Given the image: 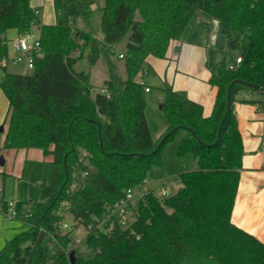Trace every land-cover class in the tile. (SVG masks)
Returning <instances> with one entry per match:
<instances>
[{"label": "trees", "instance_id": "1", "mask_svg": "<svg viewBox=\"0 0 264 264\" xmlns=\"http://www.w3.org/2000/svg\"><path fill=\"white\" fill-rule=\"evenodd\" d=\"M98 1L54 0L56 23L48 25L38 22L31 0H0V87L9 101L3 148L39 149L62 169L57 187L43 182L37 201L26 203L33 216L19 221L26 230L0 250V264H72V253L74 264H183L199 257L219 264H264V244L232 222L244 155L233 104L243 94H261L264 105V92L236 83L225 118L233 82L264 89V0H104L103 41L75 25L79 18L90 24ZM199 10L229 26L239 53L219 64L210 78L218 93L208 117L186 93L164 89L166 131L154 141L143 83L148 61L166 58ZM11 31L40 38L42 56L28 74L10 73L2 63ZM126 39V80L111 61L110 78L100 88L90 73L76 71L86 51L93 66L101 55L117 53ZM240 56L239 68L230 71L228 64ZM239 101L255 103L245 97ZM177 138L182 186L166 198L148 191L132 224L122 227L113 209L156 168L166 176L163 156ZM189 155L194 170L187 169ZM64 207L68 215L61 214ZM67 216L73 226L64 231ZM104 220L107 229L99 227ZM80 227L86 233L84 250L75 247Z\"/></svg>", "mask_w": 264, "mask_h": 264}, {"label": "crops", "instance_id": "2", "mask_svg": "<svg viewBox=\"0 0 264 264\" xmlns=\"http://www.w3.org/2000/svg\"><path fill=\"white\" fill-rule=\"evenodd\" d=\"M31 7L38 13V22L41 24L56 23L54 0H31ZM14 34L16 37V33ZM231 40L232 32L229 26L203 11H197L181 39L171 44L166 58H150L148 61L147 67L155 72L160 82L159 95L154 96L156 99L154 101L160 105V111L166 98L164 89L169 86L176 91L186 93L191 100L202 105L205 116H210L218 93L217 88L210 84V78L219 64L229 62L238 55L230 47ZM9 53L11 55V51ZM10 66L20 69L16 73L24 68L9 63L8 72H10ZM148 73L147 70L143 83L150 89L145 80ZM152 92L150 89L146 94H152ZM241 97L253 100L255 103L241 102L239 101ZM237 99L238 101L233 104V114L242 136L244 155L232 222L264 244V105L260 103L263 101V96L243 94ZM8 111L9 101L0 87V129L5 126L3 131L0 130V197L11 200L12 198L7 194V178L24 176L28 161H44L49 165L52 158L46 157L39 149L8 150L3 148L8 131L6 122ZM146 118L151 131L147 112ZM159 131L160 137L166 131L164 115ZM165 179L164 177V185L168 184ZM17 222L22 224L16 220L5 221L0 227V250L12 240V234L8 233V230H16L15 236L20 233L18 232L19 227L15 224ZM183 264L219 263L214 259L199 257L189 259Z\"/></svg>", "mask_w": 264, "mask_h": 264}, {"label": "rangeland", "instance_id": "3", "mask_svg": "<svg viewBox=\"0 0 264 264\" xmlns=\"http://www.w3.org/2000/svg\"><path fill=\"white\" fill-rule=\"evenodd\" d=\"M104 5V0H99L96 5L93 7V13L91 16L90 24H87L83 19L79 18L75 21V25L79 29H91L94 36L99 39V41H103V33L101 28V7ZM15 32L11 31L7 34V38L12 40L15 37ZM127 39L124 40L118 47L117 53L115 54H103L95 65H90L88 60V52L86 51L82 58L77 61L75 66L76 71L88 72L91 74L92 84L96 88L103 87L105 82L110 78V67L109 61H111L114 66L117 75L126 80L128 78L127 69L125 60L120 58L121 54H124L126 51ZM235 54L239 53L238 49H234ZM78 55V54H77ZM76 55V56H77ZM10 63H13L12 60ZM11 65V64H10ZM20 69L14 68L13 66L9 67V71L16 73ZM148 70V76H146L145 80L147 85L153 91L152 94H146V99L148 103L147 107V117L150 123L151 132L154 141H158L160 139V124L163 123V113L160 111V105L154 101L156 100L154 96L159 95L160 82L157 79V76L154 71L150 70V68L146 67V72ZM7 122V121H6ZM8 125V122H7ZM6 125V126H7ZM5 126H2L1 129L4 130ZM0 129V130H1ZM2 135L5 133H1ZM178 138L169 142L166 146V152L163 156V160L167 166V172L165 176L166 183L169 184L168 193L169 196H173L177 193L178 187L182 186L180 180L177 178V174L180 173L183 169L180 158L174 153V148L178 144ZM187 161V169L194 170L195 162L194 158L189 155L186 157ZM20 169V168H19ZM62 169L58 165L49 164L47 165L44 161H36L31 160L28 161L24 170V176H12L7 178V194L10 198L15 199L18 202L29 203L37 201L39 195V188L41 186V182H46L48 186L57 187L59 185V180L61 176ZM164 174L160 168H156L154 170V176L149 177L147 182V190L154 192L157 196H161V193L164 189ZM139 201L134 206V209H137ZM115 217H122L121 213L115 212ZM69 222H73V220L68 217ZM135 219V212H131L125 216L126 225L125 227L132 224ZM19 227L18 232H22L26 230V226L23 224L15 223ZM83 231V229H81ZM16 230H8L7 232L12 234V239L15 238ZM19 234V233H18ZM81 249L84 250L83 245L81 244Z\"/></svg>", "mask_w": 264, "mask_h": 264}, {"label": "built area", "instance_id": "4", "mask_svg": "<svg viewBox=\"0 0 264 264\" xmlns=\"http://www.w3.org/2000/svg\"><path fill=\"white\" fill-rule=\"evenodd\" d=\"M36 14H38L36 12ZM6 44L9 47V51H11V55L9 53L7 58H4L2 63L3 65H8L10 61L12 60V64L14 65H20L23 66V70L21 71L22 74H28L31 71L34 70L35 67V60L37 57L42 56L41 52V42L39 36L33 32V33H27L25 35H17L12 40H9L7 38ZM121 59H124V55H120ZM242 63V57H237L235 61H232L228 64V69L230 71H237L239 68V65ZM150 89L147 88L146 92H149ZM82 161V160H81ZM84 176H87V173L84 174ZM147 182H145L144 185H140L139 187L128 189L125 192V197L122 199L113 209V214L115 216V212L121 213L122 217L116 218L119 222V224L122 227H125L126 220L125 216L128 215L131 212H134V206L137 203V201H141L145 198L146 193L149 191L147 190ZM169 184L164 185L163 192L161 193V198H166L169 196L168 193ZM61 214L68 215L69 208L64 207L61 209ZM67 213V214H66ZM33 216L32 209L24 204H20V202L11 199L7 200L5 198L0 197V227L3 225L5 221H22V220H28L31 219ZM68 217V216H67ZM108 221H111V219H107ZM106 220L100 222L99 227L107 229V223ZM73 226V223L69 222L68 220L63 221L61 227L62 230L67 231L71 229ZM110 227V226H109ZM108 227V228H109ZM92 226H90V229ZM111 228V227H110ZM109 228V229H110ZM83 229V231L81 230ZM86 236L85 230L83 227H80L76 230V240H75V247H80L84 238Z\"/></svg>", "mask_w": 264, "mask_h": 264}, {"label": "water", "instance_id": "5", "mask_svg": "<svg viewBox=\"0 0 264 264\" xmlns=\"http://www.w3.org/2000/svg\"><path fill=\"white\" fill-rule=\"evenodd\" d=\"M230 47H231L232 49H235V48H236V43H235L234 40H232V41L230 42ZM236 83H241L244 87H248V88L254 89V90H256V91H258V92H260V93L264 92L263 87H262V86H259V85H255V84H251V83H247V82H242V81H235V82H233V83L230 85L229 89H228L227 111H226V114H225V118L228 117V115H229V113H230V111H231V108H232V99H231V97H232V89H233V87H234V85H235ZM224 122H225V120H223V122H222V124H221V126H220V130H219V138H220V135H221V130H222V127H223ZM1 131H3V129H1ZM163 141H164V139L161 141L160 144H162ZM43 238H44V233L41 234L40 239H39V243L42 242ZM70 258H71L72 264H74V263H75V254L72 253L71 256H70Z\"/></svg>", "mask_w": 264, "mask_h": 264}]
</instances>
